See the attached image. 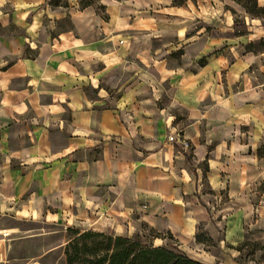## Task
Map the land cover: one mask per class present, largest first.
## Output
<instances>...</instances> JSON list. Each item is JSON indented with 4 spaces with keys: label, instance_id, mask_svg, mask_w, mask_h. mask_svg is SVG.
<instances>
[{
    "label": "crops",
    "instance_id": "crops-1",
    "mask_svg": "<svg viewBox=\"0 0 264 264\" xmlns=\"http://www.w3.org/2000/svg\"><path fill=\"white\" fill-rule=\"evenodd\" d=\"M195 8L190 1L166 13L180 31L194 22ZM37 24L36 17L28 24L30 38ZM94 34L62 33L40 43L34 58L22 56L24 46L36 47L32 39H0L9 49L0 54V214L45 216L81 232L88 222L124 237L141 222L191 244V259L217 264L193 248L200 226L225 225L223 248L264 218V82L247 78L235 93L220 87L219 101L205 110L193 100L191 123L181 128L159 106L162 91L143 84L148 76L132 79V52L102 53ZM101 61L130 71L112 107L103 106L110 95L94 69ZM168 129L189 142L195 169ZM205 184L219 201L214 211L202 203Z\"/></svg>",
    "mask_w": 264,
    "mask_h": 264
},
{
    "label": "rangeland",
    "instance_id": "rangeland-1",
    "mask_svg": "<svg viewBox=\"0 0 264 264\" xmlns=\"http://www.w3.org/2000/svg\"><path fill=\"white\" fill-rule=\"evenodd\" d=\"M190 1L198 14L189 27L179 31V25L166 12ZM82 2L92 4L84 7ZM61 3L64 6H55L50 0H0L3 16L0 39H32L36 47L24 46L22 56L34 58L42 42L54 41L62 33L74 31L80 35L94 30V40L102 53L114 46L118 52L124 47L132 52V64L128 66L134 73L132 79L141 73L148 76L151 81L142 80L143 84L153 89V82L162 91L159 106L165 108L167 117L174 116V125L181 128L191 123L192 115L187 108L192 107L193 100L197 109L205 110V106L219 101L220 87L235 93L247 78L264 82V0L206 3L174 0L170 4L164 0H61ZM34 17L38 19V31L30 38L27 29ZM4 53H9L8 47L0 48V54ZM94 69L102 73L101 86L110 95L103 106L112 107L121 97L124 85H128L130 71L124 64L107 69L103 61L97 62ZM137 85L140 86V81ZM88 92L95 96L90 89ZM171 131L168 129V137ZM185 152L187 165L195 169L191 149ZM200 166L205 169L203 164ZM204 194L206 201L202 203L209 211L216 210L213 202L219 201L207 184ZM258 219V224L243 228L245 237L241 243L223 248L220 239L225 225H217L215 221L209 227L202 225L200 240L193 248L206 257L213 255L217 264H250L251 260L264 264V218ZM82 229L98 232L88 222ZM150 229L138 222L130 227L128 237L139 235L156 246L174 244L183 252L192 253L191 244H181L171 233ZM73 237L68 225L60 221L51 223L45 216L19 219L12 214H0V264H68V243Z\"/></svg>",
    "mask_w": 264,
    "mask_h": 264
},
{
    "label": "trees",
    "instance_id": "trees-1",
    "mask_svg": "<svg viewBox=\"0 0 264 264\" xmlns=\"http://www.w3.org/2000/svg\"><path fill=\"white\" fill-rule=\"evenodd\" d=\"M50 3L64 6L61 0H50ZM91 4L82 2L84 7ZM72 231L74 237L67 249L68 264H203L191 259L174 244L156 246L153 242L143 241L139 235L129 238L100 232ZM157 237L154 236V239ZM87 241H92V244Z\"/></svg>",
    "mask_w": 264,
    "mask_h": 264
},
{
    "label": "built area",
    "instance_id": "built-area-1",
    "mask_svg": "<svg viewBox=\"0 0 264 264\" xmlns=\"http://www.w3.org/2000/svg\"><path fill=\"white\" fill-rule=\"evenodd\" d=\"M169 142L171 143H179L183 146L185 149H189L190 145L189 142L181 136L179 132L172 133L169 138ZM250 264H258L255 260H251Z\"/></svg>",
    "mask_w": 264,
    "mask_h": 264
}]
</instances>
